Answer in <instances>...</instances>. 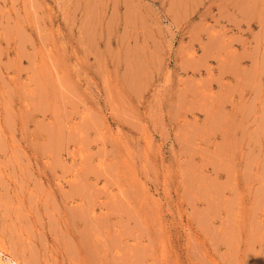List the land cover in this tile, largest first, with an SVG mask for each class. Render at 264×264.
Here are the masks:
<instances>
[{"label":"rangeland","instance_id":"374dc122","mask_svg":"<svg viewBox=\"0 0 264 264\" xmlns=\"http://www.w3.org/2000/svg\"><path fill=\"white\" fill-rule=\"evenodd\" d=\"M0 264H264V0H0Z\"/></svg>","mask_w":264,"mask_h":264},{"label":"built area","instance_id":"2783aa9c","mask_svg":"<svg viewBox=\"0 0 264 264\" xmlns=\"http://www.w3.org/2000/svg\"><path fill=\"white\" fill-rule=\"evenodd\" d=\"M0 253H1V251H0ZM1 254H3V253H1ZM12 264H18L16 261H12Z\"/></svg>","mask_w":264,"mask_h":264}]
</instances>
